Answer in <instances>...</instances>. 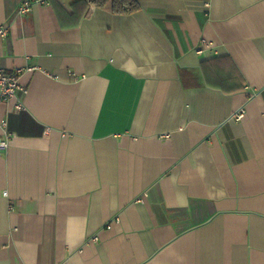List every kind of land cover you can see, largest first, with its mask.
<instances>
[{
    "label": "crops",
    "instance_id": "1",
    "mask_svg": "<svg viewBox=\"0 0 264 264\" xmlns=\"http://www.w3.org/2000/svg\"><path fill=\"white\" fill-rule=\"evenodd\" d=\"M24 1L0 264H264V0Z\"/></svg>",
    "mask_w": 264,
    "mask_h": 264
},
{
    "label": "built area",
    "instance_id": "2",
    "mask_svg": "<svg viewBox=\"0 0 264 264\" xmlns=\"http://www.w3.org/2000/svg\"><path fill=\"white\" fill-rule=\"evenodd\" d=\"M37 2H46L47 0H36ZM31 4L29 1H24L18 8V14H24L30 11ZM9 26L7 24L0 25V45L1 41L8 35ZM213 47L211 44L204 41L200 47L197 48V52L199 54H204L207 51L213 52ZM22 70L18 69L14 72L8 73L0 67V103L9 101L10 99L17 96L19 92H24L25 88L22 86L20 82V74ZM245 116V111L241 109L234 116L235 120H242ZM0 127H2L3 137L0 138V153L7 150L9 148V141L11 135L8 131V124L6 121H2L0 123ZM46 132H49L47 129ZM116 221H119V218L116 217ZM112 225L108 224L107 229H111ZM92 240L97 242L100 240L99 235H95L92 237Z\"/></svg>",
    "mask_w": 264,
    "mask_h": 264
},
{
    "label": "trees",
    "instance_id": "3",
    "mask_svg": "<svg viewBox=\"0 0 264 264\" xmlns=\"http://www.w3.org/2000/svg\"><path fill=\"white\" fill-rule=\"evenodd\" d=\"M98 7H110L116 13H131L140 8L138 0H89Z\"/></svg>",
    "mask_w": 264,
    "mask_h": 264
}]
</instances>
